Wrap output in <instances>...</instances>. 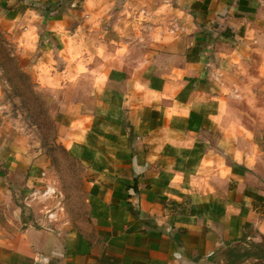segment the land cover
<instances>
[{"label":"crops","instance_id":"0c3cea01","mask_svg":"<svg viewBox=\"0 0 264 264\" xmlns=\"http://www.w3.org/2000/svg\"><path fill=\"white\" fill-rule=\"evenodd\" d=\"M168 1L175 36L134 82L102 87L65 140L86 169L83 226L62 229L57 212L35 210L29 190L48 185L46 172L15 153L29 190L22 208L12 172L0 175V264H229L230 248L264 239V142L218 120L211 80L217 62L259 50L264 0Z\"/></svg>","mask_w":264,"mask_h":264},{"label":"rangeland","instance_id":"374dc122","mask_svg":"<svg viewBox=\"0 0 264 264\" xmlns=\"http://www.w3.org/2000/svg\"><path fill=\"white\" fill-rule=\"evenodd\" d=\"M172 5L168 0H0V172H12L17 205L23 208L26 197L20 192L29 190V174L18 166L12 171L15 153L27 157L28 169L45 170L54 189L49 197L37 196L35 210H45L43 216L57 212L52 219L62 229L83 226L86 169L65 149L72 122L88 121L102 87L134 82L175 36ZM257 47L242 62L240 54L229 65L217 62L211 80L213 93L221 97L218 120L235 137L259 144L264 142V33ZM44 184L29 191L42 192ZM252 244L240 249L254 253ZM259 245L264 247V239Z\"/></svg>","mask_w":264,"mask_h":264},{"label":"trees","instance_id":"16d2710c","mask_svg":"<svg viewBox=\"0 0 264 264\" xmlns=\"http://www.w3.org/2000/svg\"><path fill=\"white\" fill-rule=\"evenodd\" d=\"M0 175L2 176L3 173L0 172ZM252 245H254L253 247L256 249V252L254 253H250L248 252V250L239 251L236 247L230 248L227 253L230 259L229 264H236L238 263V261L245 260L246 258H253V259H259L261 257L264 258V247L259 244H252Z\"/></svg>","mask_w":264,"mask_h":264},{"label":"built area","instance_id":"2783aa9c","mask_svg":"<svg viewBox=\"0 0 264 264\" xmlns=\"http://www.w3.org/2000/svg\"><path fill=\"white\" fill-rule=\"evenodd\" d=\"M43 178H44V174H43ZM52 194H54V189H51L49 187V185H45L42 189V192L39 191H33L30 193V198L34 199V198H40V197H49ZM38 196V197H37ZM89 264H94V263H89Z\"/></svg>","mask_w":264,"mask_h":264}]
</instances>
